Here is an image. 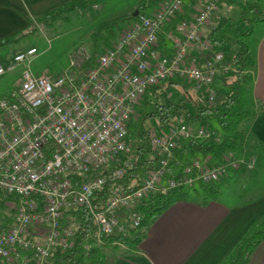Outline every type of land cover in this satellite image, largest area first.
Instances as JSON below:
<instances>
[{"label":"built area","instance_id":"obj_1","mask_svg":"<svg viewBox=\"0 0 264 264\" xmlns=\"http://www.w3.org/2000/svg\"><path fill=\"white\" fill-rule=\"evenodd\" d=\"M221 1L200 3L192 20L179 18L182 0H165L150 15L139 13L86 70L72 61L58 77L35 75L31 67L36 48L19 52L0 66V76L23 68L10 95L0 98V191L18 201L7 204L13 211L6 214L11 225L0 213V264H50L54 251L70 250L77 234L66 224L68 212L87 208L96 225L93 239L101 245L104 238L126 235L127 224L139 228L143 216L136 207L155 194L166 196L174 189L198 185L215 188L230 171L255 168L253 158L228 156L215 166L194 159L180 177L168 178L178 141L217 136L180 120L151 132L158 162L136 190L124 193L113 186L105 203H95L108 180H122L137 162L134 145L128 142L130 123L149 89L186 79L215 102V78L224 55L219 52L201 66L188 60L194 48L212 51L203 29L212 26ZM172 22L175 33L168 38L173 52L164 55L159 52L160 36ZM78 53L91 58L85 50Z\"/></svg>","mask_w":264,"mask_h":264},{"label":"crops","instance_id":"obj_2","mask_svg":"<svg viewBox=\"0 0 264 264\" xmlns=\"http://www.w3.org/2000/svg\"><path fill=\"white\" fill-rule=\"evenodd\" d=\"M76 1L94 0H0V43L31 30L32 26L42 29L38 23L39 18L68 7ZM199 6L200 4L192 7L190 3L189 7L183 8L179 18L192 20L197 15ZM91 8L99 11L100 6L94 4ZM156 8L157 6L151 7L146 14L150 15ZM176 22L167 24L161 33L159 52L164 55H171L173 52V45L168 36L175 33ZM211 30L212 26L204 28L203 37L206 38ZM19 40L0 45V62L10 57L9 50L11 47H17ZM19 52L22 51L14 50L11 58ZM253 52L257 61L252 88V112L255 116L240 126L244 139L234 158L246 161L253 158L256 160L255 168L247 170L242 167L230 171L215 189L205 185L188 189L185 200L174 203L154 217L144 232L136 234L135 238L141 240L137 252L130 253L126 247H122L115 251L109 264H221L250 228L264 221V36ZM207 58L208 54L194 48L188 62L201 66ZM225 60L226 58L217 71V76L220 75L222 81L218 82L217 76L215 78L216 91L223 90L224 94L228 92L224 80L229 79L231 75L230 71L226 70L230 65L226 66ZM20 68L16 70L19 74H16L15 80L6 78L10 73L0 76V98L8 97L20 81ZM187 90L190 94L203 96V91L197 87ZM202 122L204 121H195L194 125L199 123V126L189 125L196 130L203 126ZM218 130L215 128L212 131L217 133ZM190 142L178 141L168 178L180 174L183 167L194 159L208 160L211 166L222 162L211 154L204 156L192 151L188 146ZM146 175L147 171L140 175V179ZM248 264H264V241L251 256Z\"/></svg>","mask_w":264,"mask_h":264},{"label":"trees","instance_id":"obj_3","mask_svg":"<svg viewBox=\"0 0 264 264\" xmlns=\"http://www.w3.org/2000/svg\"><path fill=\"white\" fill-rule=\"evenodd\" d=\"M144 2L137 9L148 10L156 7L165 0H143ZM209 0H190L192 7ZM88 1H76L68 7L46 14L38 19L39 25H45L51 18H56L63 13L80 8ZM148 2V3H145ZM131 15L125 21L133 20ZM129 21V22H128ZM262 28L264 36V9L259 2L250 3L246 0V6L240 13V19L235 21L230 17H217L212 25V30L207 35L206 40L212 47H223L226 45L237 48L233 63L230 65V77L224 80V86L228 89L226 94L223 90L217 91V98L214 103L208 101V97L196 96L176 80L161 83L148 90L143 98L146 107H152L154 111L141 117V121L155 118L158 120L159 129L166 128L169 124L183 120L189 125L190 122L205 121L208 124L212 120L218 123L221 131H217V136L205 141H191L189 148L202 155H213L219 161L228 157V151H236L244 138L240 131V126L255 114L252 112V100L249 95L252 93L253 84L257 72V61L252 50V39L258 29ZM30 30L18 34L14 38L4 40L0 45L17 41L21 36L28 34ZM116 38L114 39V41ZM107 43V45H111ZM82 70L90 68L96 62V53L87 60L84 56L75 52L72 57ZM182 88V90H181ZM182 91L181 98L177 101L171 99L173 91ZM133 121H131L132 123ZM133 124V123H132ZM134 126V125H133ZM208 125H206L207 127ZM135 128V127H134ZM137 129H135L136 131ZM130 133V132H129ZM151 130L142 132V141L134 145V155L137 160L132 169H129L122 180H108L103 192L99 193L96 202L105 203L110 195L113 186H119L124 193L136 190L140 185V175L152 169L158 162L156 153L151 148ZM129 143H132L128 140ZM181 174L178 176L180 177ZM206 186V185H205ZM209 189V188H205ZM215 189V188H214ZM210 188V191L214 190ZM188 189L177 188L168 195L155 194L148 201L140 203L136 210L143 216V221L139 228H148L154 217L168 209L174 203L185 200L188 196ZM10 198L0 201V210L6 208V203ZM7 225L12 224V220L5 215ZM66 224L76 228V241L70 250L61 249L54 251L50 264H109L107 251L119 250L126 247L128 252L135 253L139 250L141 240L135 238L137 229L127 224L126 235H112L104 238L101 245H97L93 239L96 225L89 214L87 208L68 212ZM264 241V221L254 224L248 233L242 238L237 247L221 264H248L251 256L258 246ZM91 246L90 249H87Z\"/></svg>","mask_w":264,"mask_h":264},{"label":"rangeland","instance_id":"obj_4","mask_svg":"<svg viewBox=\"0 0 264 264\" xmlns=\"http://www.w3.org/2000/svg\"><path fill=\"white\" fill-rule=\"evenodd\" d=\"M143 2V0L88 1L86 4H83V8H75L74 10L63 13L56 18H51L49 22H45V25H40L42 29L40 27L32 26L28 34L21 36L19 38L20 40L18 39L19 45L17 47H11L9 50L10 57L0 63L3 66L9 64V62L12 61H10V59H12L11 56L14 50L18 49L20 51H25L31 47H34L38 50V56L34 60L31 67L33 74H47L53 77H58L71 67V57L75 52L85 50L91 55L94 53L98 54L103 47L108 46L107 43L114 42L115 38L117 40V38L122 35L123 30L128 26L125 19L133 14ZM249 2H259L264 9V0H249ZM94 4H98L100 6L99 11L93 10L91 8ZM189 4L190 0H182V8H185L186 6L189 7ZM219 5L220 10L214 16L212 23H214V20L217 17L222 16L230 17L235 21L239 20L240 13L246 6V0H222ZM147 11L148 10H142L141 13L146 14L148 13ZM262 30L263 29L260 28L254 34L251 44L252 50H254L257 43H259L263 37L261 35ZM236 50L237 48L231 45L213 47L212 51L208 53V57L213 61L215 54L221 52L226 58L225 65H231L233 63ZM222 63L218 64V71ZM22 70L23 68L21 67V74ZM16 74H19V72L15 71L10 73V75H8L6 78L15 80L17 79ZM181 80L182 81L180 83L186 89L196 87L193 83L188 82L186 79ZM217 81H222V77L220 75L217 76ZM180 92L182 93L180 90L173 91L171 99L174 101L179 100L182 96ZM249 99L252 100V93L249 95ZM152 111H154V109L151 106L149 108L146 107L144 105V101L142 100L141 105L132 118L133 124L130 123L129 140L133 145H136L138 142L142 141V132L144 130H151L153 133L162 130L159 129L158 120L155 118L141 121V117H143L145 114L151 113ZM194 123L195 122H190L189 124L194 125ZM196 124L197 126L200 125L199 123ZM202 124L203 126L201 127H206V125H208L206 128H208L210 131L216 128L222 132L221 127L217 122H214V120L208 124H205L204 121ZM190 125L188 126L190 127ZM135 129L137 130L135 131ZM227 154L229 157L234 158L236 151H228ZM7 197L8 196L3 191H0V201H4ZM11 201L18 202L17 199L10 198V200L6 203V208L4 210H0V213L6 215L13 212L7 208V204L11 203ZM126 218L129 219L127 214ZM145 230L146 228H138L137 233L144 232ZM115 251L116 250H111L106 252L108 263H111L112 257L116 253Z\"/></svg>","mask_w":264,"mask_h":264},{"label":"water","instance_id":"obj_5","mask_svg":"<svg viewBox=\"0 0 264 264\" xmlns=\"http://www.w3.org/2000/svg\"><path fill=\"white\" fill-rule=\"evenodd\" d=\"M139 12H135V14L133 15L134 18H136L138 16Z\"/></svg>","mask_w":264,"mask_h":264}]
</instances>
